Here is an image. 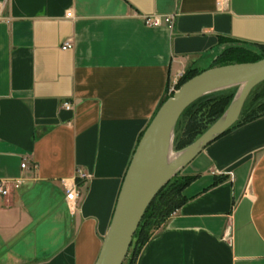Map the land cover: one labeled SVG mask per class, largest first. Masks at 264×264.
I'll list each match as a JSON object with an SVG mask.
<instances>
[{"label":"crops","instance_id":"1","mask_svg":"<svg viewBox=\"0 0 264 264\" xmlns=\"http://www.w3.org/2000/svg\"><path fill=\"white\" fill-rule=\"evenodd\" d=\"M0 2V179L10 184L0 264H94L169 86L229 47L264 46V0ZM153 16L159 25L145 23ZM78 168L90 176L71 212L64 195ZM183 172L194 176L188 199L135 264H264V114L209 142Z\"/></svg>","mask_w":264,"mask_h":264},{"label":"water","instance_id":"2","mask_svg":"<svg viewBox=\"0 0 264 264\" xmlns=\"http://www.w3.org/2000/svg\"><path fill=\"white\" fill-rule=\"evenodd\" d=\"M263 81L264 58L216 66L185 81L160 104L137 142L94 264H122L139 222L159 190L209 142L237 121L249 93ZM236 86L239 88L222 115L180 149L183 154L174 165L167 166L168 152L180 151L173 149V139L176 122L184 109L203 95Z\"/></svg>","mask_w":264,"mask_h":264},{"label":"trees","instance_id":"3","mask_svg":"<svg viewBox=\"0 0 264 264\" xmlns=\"http://www.w3.org/2000/svg\"><path fill=\"white\" fill-rule=\"evenodd\" d=\"M263 58L264 46H256L255 49H248L244 46H232L225 49L211 65L215 67L249 63ZM196 74H198V70H186L179 80L178 85H182ZM235 93L236 87H228L203 95L189 104L176 122L173 149L180 150L201 135L227 109ZM171 95L172 93L169 94V96ZM263 114L264 81L251 90L243 104L237 121L228 130ZM193 178L194 176L191 175L177 174L170 178L159 190L146 208L122 264H135L143 245L158 230L163 222L188 199L183 194V190ZM219 180L215 179L213 183H217Z\"/></svg>","mask_w":264,"mask_h":264},{"label":"built area","instance_id":"4","mask_svg":"<svg viewBox=\"0 0 264 264\" xmlns=\"http://www.w3.org/2000/svg\"><path fill=\"white\" fill-rule=\"evenodd\" d=\"M3 8H4V4L2 2H0V20L2 19ZM66 17L70 18L71 13L68 12L66 14ZM145 23L147 25L157 26L160 24V18L158 16L147 17V18H145ZM70 47H71V41L69 40V41H66L63 43V45L61 46V50H66ZM182 76H183V74H180L178 76V79H176L173 82V84L169 86L168 90L170 93H173L177 89L179 79H181ZM62 106L65 109H69L71 107V103L68 101H65V102H63ZM20 166H21V168H25L27 166L26 162L22 161L20 163ZM89 176L90 175L87 171H84V170L78 168V169H76V172H75V182L72 185H70L69 187H66L64 199H65V202H66V204H67V206L71 212H74L76 210L77 202L82 195V192H81V189L79 186V182H81L82 180H84V181L87 180L89 178ZM9 185L10 184L8 181L0 179V195L8 194Z\"/></svg>","mask_w":264,"mask_h":264},{"label":"bare ground","instance_id":"5","mask_svg":"<svg viewBox=\"0 0 264 264\" xmlns=\"http://www.w3.org/2000/svg\"><path fill=\"white\" fill-rule=\"evenodd\" d=\"M233 107L234 106L231 107V110ZM182 154H183V151H179V152H174L173 150L169 151L166 157L167 166L174 165L181 158Z\"/></svg>","mask_w":264,"mask_h":264},{"label":"rangeland","instance_id":"6","mask_svg":"<svg viewBox=\"0 0 264 264\" xmlns=\"http://www.w3.org/2000/svg\"><path fill=\"white\" fill-rule=\"evenodd\" d=\"M212 67H214V66L211 65L209 68H212ZM215 67H216V66H215ZM209 68H208V69H209ZM200 72H202V71L198 70V73H200ZM177 87H179V85H178ZM238 88H239V87L236 86V91L238 90ZM174 152H179V151H174ZM177 174L185 175L184 172H183V169H181V170H180L179 172H177L175 175H177ZM175 175H174V176H175Z\"/></svg>","mask_w":264,"mask_h":264}]
</instances>
